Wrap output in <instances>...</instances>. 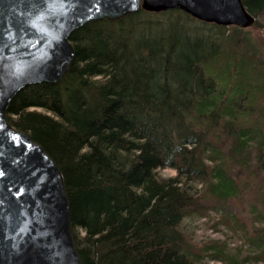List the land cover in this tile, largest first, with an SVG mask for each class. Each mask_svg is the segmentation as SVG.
Wrapping results in <instances>:
<instances>
[{
	"label": "trees",
	"instance_id": "obj_1",
	"mask_svg": "<svg viewBox=\"0 0 264 264\" xmlns=\"http://www.w3.org/2000/svg\"><path fill=\"white\" fill-rule=\"evenodd\" d=\"M242 2L264 22V0ZM246 29L181 10L93 21L61 83L12 100L62 174L81 264H264V55ZM196 218L244 245L195 242Z\"/></svg>",
	"mask_w": 264,
	"mask_h": 264
},
{
	"label": "water",
	"instance_id": "obj_2",
	"mask_svg": "<svg viewBox=\"0 0 264 264\" xmlns=\"http://www.w3.org/2000/svg\"><path fill=\"white\" fill-rule=\"evenodd\" d=\"M139 10H181L217 26L249 28L242 0H0V264H81L62 174L7 111L24 88L63 81L71 35L93 21Z\"/></svg>",
	"mask_w": 264,
	"mask_h": 264
},
{
	"label": "rangeland",
	"instance_id": "obj_3",
	"mask_svg": "<svg viewBox=\"0 0 264 264\" xmlns=\"http://www.w3.org/2000/svg\"><path fill=\"white\" fill-rule=\"evenodd\" d=\"M185 19V18H183ZM188 21V20H186ZM190 21V20H189ZM201 24L196 21H191V23L186 24V34L185 36L189 37L191 41H194L196 38L195 32L198 31ZM250 39L252 40L253 44L258 47L260 52L264 55V22L258 23L256 26H251L246 29ZM210 33V32H209ZM160 176L164 177H171L175 175V172L170 169H161L158 171ZM207 218H196L194 221L185 220L184 224L187 227V231H192L191 235L195 242H201L206 239H220V240H227L229 249L232 252H235V248L240 245H244L243 240L239 238L237 235H232L228 229L223 226H220L218 230H214L209 227V223H207ZM209 264H219L210 262ZM262 264V263H259Z\"/></svg>",
	"mask_w": 264,
	"mask_h": 264
}]
</instances>
